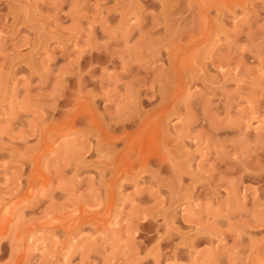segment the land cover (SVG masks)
<instances>
[{
  "label": "rangeland",
  "instance_id": "374dc122",
  "mask_svg": "<svg viewBox=\"0 0 264 264\" xmlns=\"http://www.w3.org/2000/svg\"><path fill=\"white\" fill-rule=\"evenodd\" d=\"M0 264H264V0H0Z\"/></svg>",
  "mask_w": 264,
  "mask_h": 264
}]
</instances>
